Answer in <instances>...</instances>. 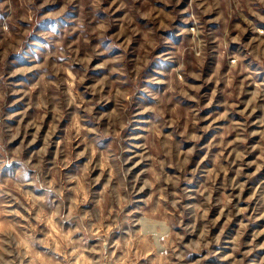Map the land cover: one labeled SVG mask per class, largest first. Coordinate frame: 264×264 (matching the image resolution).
<instances>
[{
    "label": "rangeland",
    "instance_id": "rangeland-1",
    "mask_svg": "<svg viewBox=\"0 0 264 264\" xmlns=\"http://www.w3.org/2000/svg\"><path fill=\"white\" fill-rule=\"evenodd\" d=\"M0 264H264V0H0Z\"/></svg>",
    "mask_w": 264,
    "mask_h": 264
}]
</instances>
